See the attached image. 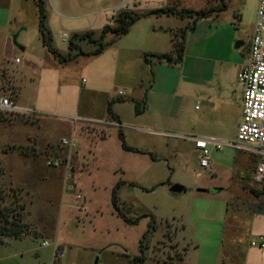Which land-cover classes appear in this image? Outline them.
Masks as SVG:
<instances>
[{"label":"rangeland","instance_id":"obj_1","mask_svg":"<svg viewBox=\"0 0 264 264\" xmlns=\"http://www.w3.org/2000/svg\"><path fill=\"white\" fill-rule=\"evenodd\" d=\"M119 1L70 0L68 7L72 15L81 13V5L89 8L82 13L88 16L89 13L92 14L88 18L66 21L68 24L83 26L84 29L79 31H86L85 26L96 25L102 17V14H94ZM138 1L142 3V9L138 11L145 12L143 8L147 6L146 0ZM177 1L173 3L177 4ZM252 1L231 0L233 7L228 13H234L232 19L239 21L240 14L245 13L249 20V6ZM44 2L46 12L52 5L57 4L55 0L52 3L48 0ZM133 2L134 0H125L123 8H130ZM179 2L180 7L200 10L207 8L212 0ZM173 3L169 6H173ZM101 30L97 29L96 35H99ZM58 32L53 34L54 44L64 49L61 53L66 54L67 50L69 52L70 33ZM64 33L67 39L64 38ZM110 37L111 35L108 39ZM82 46L84 49L92 48L88 42H84ZM88 59L84 58L83 61L88 63ZM80 73L81 70L71 73L72 86L75 88H78V82L79 86H82L84 79H87V75ZM29 86L28 82L23 81L24 95L30 97L32 91ZM41 107H36V113L31 115L33 122L19 123L22 119H11L16 118V113L7 112L4 113L8 114V119H1L3 122L0 123V162L7 172V178L12 179L13 186L22 189L23 201L27 204L24 221L38 237L31 235V238L25 240L10 239L1 244L0 264H53L56 243L63 253L57 264H133L132 257L140 254L145 255V264H154L158 260H179L182 256V264H197L199 259L202 262L204 258L216 255L217 251L222 256V264H262L254 252L249 256L250 246L245 243L248 229L252 227L248 216L243 214L245 219H240L241 225L246 229V232L236 233L240 244L233 245L230 241L232 235L228 232L225 237H221L219 232L214 236H206L207 231L214 229L208 220H205L199 229L190 224L191 220L196 222L195 215H191V208H197V203H194L189 194L177 196L170 191L174 184H181L189 190H198L200 187H196V184L207 183L212 184L213 193L222 186L231 190L225 189L223 195L234 191L231 209L245 210L247 206H255L258 200L251 194L250 189L264 187V183L259 184L253 180L258 161L256 155L228 146L215 150L224 156V162L223 167H219L218 172L212 174L200 167V159L185 140L173 138L178 136L177 134L165 132L155 136L145 119H132L130 123L124 124L126 130L123 127H113L105 129L106 133L99 132L88 137H83L77 130L74 137L76 148L72 153L75 157H70L68 148L62 145V140L71 139L68 123L75 125L71 119L82 118V115L65 117L60 113L62 108L57 109L53 105ZM9 121L14 123L9 124ZM120 128L123 133L126 132V144L139 152L126 151L123 148L119 136ZM30 136L36 139L46 162L55 157L60 148L64 151L58 156L66 159L70 157L77 191H66L65 167L46 165L50 169H45L48 179L43 180L41 167H47L44 166L42 158L38 165H30L21 163V158L14 154L16 151L9 150L11 153L4 154V149L6 151L11 149V146H16L12 144V140L24 142L25 137ZM235 140L236 138L231 142ZM148 149L151 153L145 152ZM23 152L27 150L24 148ZM225 160H228V163ZM239 179L241 183L236 187ZM114 188L120 210L128 217H141L137 224H127L118 215L112 203ZM78 193L82 195L81 200L76 198ZM210 205L217 206L218 203L212 202L208 204ZM212 209L213 207L208 208L207 215L212 213ZM194 232L198 236L194 235ZM207 243L211 244L206 245Z\"/></svg>","mask_w":264,"mask_h":264},{"label":"crops","instance_id":"obj_2","mask_svg":"<svg viewBox=\"0 0 264 264\" xmlns=\"http://www.w3.org/2000/svg\"><path fill=\"white\" fill-rule=\"evenodd\" d=\"M48 1L52 3L53 0ZM55 1L56 7L51 4V8L47 9L48 26L52 33L58 34L60 31L71 35L74 32H81L79 30L84 29L83 26L68 24L66 20L76 21L90 17L92 13H89L90 16L82 13L89 8L81 5L79 6L81 13L72 15L68 7L70 0ZM175 1L177 0L157 2L146 0L147 6L143 9L147 11L164 7ZM225 3L227 5L225 9H219L197 21L193 19L189 21L188 18L183 20L175 15L144 18L136 22L128 33L109 45L103 53L97 56H81L75 61L63 64L42 42L36 1L0 0V96L11 97L20 108H33L36 111V107L53 105L57 109L62 108L60 113L65 117L82 115L80 116L82 119L95 121L93 124L78 126L68 123V131L72 136L77 135V130L83 137L104 131L106 133L105 129L113 127H123L126 130L124 124L130 123V120L145 119L155 136L165 132L177 134L178 136L173 138L185 140L191 146L192 152L201 159L202 152L190 137L210 136L231 142L236 138L242 117L243 92L237 81V75L250 62V46L258 0H253L249 6L250 19H247L245 13H241L239 21L232 19L234 13H228L233 7L231 0H225ZM220 5L221 0H212L208 7H220ZM122 9L124 8L121 0L119 3L102 8L94 14L95 16L102 14L99 23L85 26V29L94 31L102 29L106 24L111 23V18ZM130 9L141 10L142 3L134 0ZM192 24L193 28L184 36V53L181 62L153 60L152 64H149L145 61V54L158 55L170 52L173 49V32ZM63 36L67 39L65 33ZM112 38L113 35L110 39ZM56 47L59 51L64 50ZM84 58H89L88 63L83 61ZM74 70L79 72L81 70L80 75L83 73L87 75L82 86H79L78 82V88L72 86L71 73ZM23 81L30 85L32 91L30 97L24 95ZM146 92L147 107L143 113L137 114L134 102L129 99L141 100ZM118 98H124L125 101L112 103L118 121L111 120L107 110L108 105L111 100ZM20 114L16 113V118L11 119H22L19 123L33 122L31 116ZM1 119H8V114L0 112L2 124ZM12 123L14 121H9V124ZM123 134L126 138L125 131ZM12 141L17 148L16 152H13L21 158V163L38 165L42 158L44 166L47 167L46 159L41 154L42 149L33 136L25 137L24 142ZM20 147H24L28 153L23 152ZM63 151L60 148L56 156ZM150 151L148 149L145 152L151 153ZM9 153L11 152L4 154ZM223 162L224 156L212 150L209 167L201 165L200 167L213 174L218 172L219 167H223ZM225 162L228 163V160ZM41 168L43 180H47L48 177L45 175L48 174H45V171H49L50 168ZM240 183L239 179L236 187ZM211 186L212 184L199 183L196 187L205 188L206 192L188 188L186 193L175 194L177 196L189 194L194 203H197V208L194 206L191 208V215H195L196 219L194 217L193 219L196 222L191 220L190 224L199 229L204 225V221L208 220L214 229L207 231L206 236H214L219 232L221 237H225L228 232L232 235L231 244L236 245L240 244L236 233L246 232L240 219L248 216L252 224L245 242L250 246L249 256L254 252L263 264L264 249L251 247L250 240L257 235H264V212H254L247 208L231 209L234 191L230 192L229 188L222 186L213 193ZM225 189L230 190L229 194L223 195ZM212 202H217L218 205L208 206ZM206 207H213L210 215H207ZM194 235L198 236L199 230L198 235L196 232ZM28 238L31 237L21 240ZM58 246L56 243L53 252ZM221 257L217 251L216 255L206 257L202 262L199 259L197 264H222ZM183 260L184 258L171 262L182 264Z\"/></svg>","mask_w":264,"mask_h":264},{"label":"trees","instance_id":"obj_3","mask_svg":"<svg viewBox=\"0 0 264 264\" xmlns=\"http://www.w3.org/2000/svg\"><path fill=\"white\" fill-rule=\"evenodd\" d=\"M35 1L39 11V29L42 42L44 46H46L47 49L63 64L75 61L81 56H97L103 53L109 45L114 43L121 36L128 33L136 22L144 18L151 16L175 15L180 18H191L193 21H197L201 18L210 16L213 12L219 9L223 10L227 6L225 0H221L220 7H208L200 10H194L180 7V2L177 1V4H174L173 6L167 5L164 7L147 10L145 12H140L130 8L122 9L111 18V23L106 24L102 28L99 35H96V31L94 30L72 33L68 39L69 52L63 54L54 44L52 30L48 26V16L45 9L44 0ZM191 28H193V24L175 30L173 32V49L170 52L164 54H145V61L149 64H152L153 60L157 62L167 61L169 63L181 62L184 53V36ZM109 35H113V38L108 39ZM84 42H88L92 48L84 49L82 46ZM74 51H76L75 54L73 53ZM129 100L134 102L135 112L137 114H141L147 107V92L141 100ZM115 101H125V99L118 98L110 101L107 110L111 120L118 119L117 115L112 109V103ZM119 131L123 148L126 151L139 152V150L134 149L133 147L126 144L121 128ZM20 148L23 151L24 147ZM16 149V146H11V149L8 148L6 151L4 149V152L8 153L12 150L15 151ZM6 175L7 172L4 170V167L0 162V245L5 244L10 239L21 240L31 235L32 237H38L37 234L32 233L30 225L24 221L27 204L23 201L22 189L14 187L12 179H8ZM119 185L120 183H118L117 186ZM115 188L113 189L112 203L117 210L118 215L127 224H137L141 217L131 218L120 210ZM250 192L258 200V203L255 206H247L246 208L254 212H264V187L263 189L252 188L250 189ZM142 245L143 242H141V246ZM57 251H61L59 246L57 247ZM180 259H183V256ZM131 262L133 264H145L146 257L144 254L136 255L132 257ZM154 264H172V262L167 260H158Z\"/></svg>","mask_w":264,"mask_h":264},{"label":"built area","instance_id":"obj_4","mask_svg":"<svg viewBox=\"0 0 264 264\" xmlns=\"http://www.w3.org/2000/svg\"><path fill=\"white\" fill-rule=\"evenodd\" d=\"M124 2L125 0H121ZM237 81L242 88V117L237 129L234 142L222 141L215 137H190L195 146L201 150L202 156L200 165L209 167L212 150H222L224 147H232L238 151L256 155L258 161L253 173V180L256 183H264V0H258V9L250 46V62L247 67L241 69L237 75ZM198 108V106H197ZM0 111L7 113H22L31 116L35 114L34 109L20 108L9 96H0ZM75 124L95 123L90 119L75 117ZM96 123L107 124L103 121ZM120 126L119 124H116ZM162 135L164 133H161ZM75 136L71 139L62 140L63 147L68 148L70 157L76 148ZM69 159L55 156L47 160L46 164L51 167H65V189L66 191H77V183L74 179V169ZM76 198L81 200L82 195L77 194ZM45 245L47 242L44 243ZM250 245L255 248L264 249V235H258L251 239ZM63 253L55 249L53 264H57ZM59 263V262H58Z\"/></svg>","mask_w":264,"mask_h":264},{"label":"water","instance_id":"obj_5","mask_svg":"<svg viewBox=\"0 0 264 264\" xmlns=\"http://www.w3.org/2000/svg\"><path fill=\"white\" fill-rule=\"evenodd\" d=\"M170 191L174 194H181V193H186L187 188L181 184H174L170 187ZM198 191L199 192H206V189L199 188ZM96 264H97V262H96Z\"/></svg>","mask_w":264,"mask_h":264}]
</instances>
